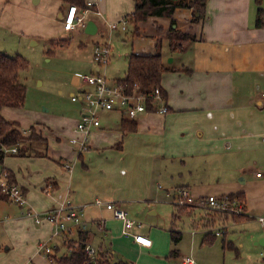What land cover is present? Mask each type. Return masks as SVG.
I'll return each mask as SVG.
<instances>
[{"label": "crops", "instance_id": "0c3cea01", "mask_svg": "<svg viewBox=\"0 0 264 264\" xmlns=\"http://www.w3.org/2000/svg\"><path fill=\"white\" fill-rule=\"evenodd\" d=\"M108 1L95 0L96 6L87 7L89 10L84 15V24L78 25L76 29L83 28L89 37L104 36L107 32L108 36L114 33L119 36L128 31V27H132L129 21L126 30H111L109 25L121 22L126 15L118 21H107L102 9L106 8ZM30 2L38 6L43 0ZM133 3L135 8L134 0ZM53 5L59 6L58 15L64 23L71 5L61 9L60 0H53ZM259 7L258 0H208L207 15L199 22L192 21L193 12L187 8L177 9L173 17H149L140 22L138 29H133L130 53L148 54L160 50L166 66L181 69L177 72L167 71L162 77L161 85L167 97L157 105H166L168 112H145L135 119L138 123L136 131L123 132L121 122L126 118L124 114L114 117L111 114L114 111H101L100 115L103 112L110 113L109 121L104 122L100 116L101 126L92 129L85 149L71 142L73 137H84L75 130L76 126L68 140H63L62 136H44L47 138V147L42 148L47 152V157L29 153L17 156L30 160L46 159L55 165L42 173L33 172L32 176L37 174L36 182L40 181L34 186L30 183L28 187L20 185L16 173L3 163L0 165L14 173L16 183L26 193L27 202L29 195L32 197L41 190L48 194L49 202L43 206L44 212L67 200L81 207L87 222L86 229L76 230L69 238L78 240L80 231L87 232L88 240L85 243L98 251L107 252L113 260L111 240H128L132 248L145 252L154 249L156 237L152 232L146 235L148 230H142V223L125 229L124 223L116 219L111 210L104 204H96L97 200L115 203L135 220L144 213L158 215L159 205L167 200L175 204L178 211H190L192 208L182 210L175 203L180 189L189 190L195 198L243 192L245 218L257 219L264 215V180L257 176L252 178L253 168L240 166L238 170L242 184L212 192V189L207 188L210 187L207 185L209 178L199 180L202 174L196 169L199 162L195 160L204 158L205 166L208 156L234 151L241 163L243 156L250 153L251 160L264 169V26H256ZM173 27L195 35L196 40L171 55L165 46L169 45L166 36ZM103 40V43L95 41L94 49L97 45L109 43L106 38ZM130 53L126 56L127 62ZM170 56L173 57L169 59ZM94 65L93 73L99 70L95 61ZM120 78L108 79L114 82ZM7 154L16 156L17 153ZM49 178L51 181L48 184L46 180ZM53 184H57L54 190L47 187L52 188ZM1 204L14 203L0 201ZM30 206H18L26 209L22 217L0 215V223L16 224L12 226L11 244L6 250L22 248L33 255V264H55L44 255L39 245L45 241L51 243L55 239L53 255L58 253L60 246L65 248V245L68 253L69 238L53 237V225L50 222L36 224L27 214L29 210L36 211ZM29 219L34 221L36 234L20 229V222ZM173 231L171 239L176 247L181 240L174 243ZM138 234L147 238L151 235V246L135 242V235ZM35 235L37 239L43 240L39 241L37 251L33 252L28 239L32 240ZM256 239L255 243L264 248V234H258ZM171 252L170 256L176 258L180 249L174 248ZM261 255L264 256V251ZM135 260L140 263L139 259Z\"/></svg>", "mask_w": 264, "mask_h": 264}, {"label": "rangeland", "instance_id": "374dc122", "mask_svg": "<svg viewBox=\"0 0 264 264\" xmlns=\"http://www.w3.org/2000/svg\"><path fill=\"white\" fill-rule=\"evenodd\" d=\"M88 1L95 0H86ZM258 2L259 6L264 8L263 1L258 0ZM133 9V0H109L106 8L102 10L105 19L114 22L132 13ZM58 12L59 6L53 5V0L52 2L43 0L38 6H33L30 0H0V51L10 56L19 55L27 60L29 65L27 70L20 73L21 83L27 86L24 106L5 108L3 114L8 120L19 122L23 131L35 126L43 136L51 138L62 136L63 140H68L73 135L74 127L81 119L83 111V104L72 100V95H78L79 86L83 85L78 76L91 74L95 70L92 60L94 42L99 40L103 43V39L106 38L111 46V58L107 64L102 65L101 73L110 80L124 77L128 65L126 56L131 51L133 28L129 26L128 31L122 32L119 36L115 33L108 36L107 32L104 36L89 37L83 28L72 32L65 31ZM52 39L68 42L63 46L53 47L48 53L49 41ZM165 49L172 55L169 45L165 46ZM172 57L170 56L169 59ZM115 112L111 114L119 117L120 112ZM108 115L109 112L100 115L106 123L109 121ZM29 133L30 130L24 132L25 135ZM235 154L237 153L234 151H226L225 154L208 156L205 158L207 160L205 166L204 158L195 159L199 162L196 169L202 174L199 180L209 178L207 185L210 187L207 188L212 189V192L223 187L230 189L242 184L238 170L240 166L253 168L252 178H257L256 172L259 169L264 170L251 160L250 153L243 156L244 160L241 163ZM241 154L238 155L241 157ZM3 164L16 173L20 185L27 187L40 182H36L37 174L32 176L33 172L42 173L50 167H55L46 159L30 160L12 155H8ZM43 167L45 169H42ZM218 183L228 185H218ZM47 196L48 194L42 190L32 197L29 195L27 207L31 205L36 211L42 212L43 206L49 202ZM215 211L200 207L192 208L190 211H178L175 204L167 200L159 205L158 215L144 213L142 217L134 218L139 224L142 223V230H148L146 235L151 234L150 232L155 234L154 249L140 252L132 248L128 240H111L114 260L122 258L135 264H138L135 259L140 260L139 264H183L182 258L188 256L199 264H264V256L261 255L264 248L255 243L257 235L264 234V227L258 220L255 218L230 219L227 222L218 220L209 231L207 225L210 226L209 221ZM22 212H26V209L16 204L0 206L2 217L5 215L12 218L22 217ZM227 214L231 213L227 212ZM33 222L30 219L20 222V229L23 232L36 234L37 229ZM13 225L16 224L0 223V264H26V260L27 264H33L31 262L34 259L33 255L22 248L16 250L12 247L11 250H6L11 244ZM172 230L182 233L181 242L176 247L171 239ZM208 231L214 232V235L220 231L221 235H216L217 237L212 241L204 242V235ZM149 239L152 241L151 235ZM40 240L43 239H37L36 235L32 240L28 239L29 247H33V252L37 251L36 246ZM53 240L49 245L54 249L56 246ZM174 248L180 249L176 258L170 256ZM64 254H67L66 245L65 248L60 246L56 256L60 257Z\"/></svg>", "mask_w": 264, "mask_h": 264}, {"label": "trees", "instance_id": "16d2710c", "mask_svg": "<svg viewBox=\"0 0 264 264\" xmlns=\"http://www.w3.org/2000/svg\"><path fill=\"white\" fill-rule=\"evenodd\" d=\"M61 9L64 6L77 5L81 10L87 8L86 0H60ZM135 8L132 13L126 15L125 19L129 21L132 28L136 31L138 24L147 20L149 17H173L176 10L179 8L191 9L193 12V22H199L205 19L207 15L208 0H134ZM172 25H175L173 20ZM257 27L264 26V8L259 7L256 20ZM166 39L169 44L171 52L183 50L189 43L196 40V36L188 32H183L173 27L167 34ZM67 40L49 41V51L55 46H63L67 44ZM28 61L21 56H10L5 52L0 51V163H3L5 158L9 155L6 150L13 147L18 148L16 156H25L27 153L37 157H47L48 154L42 147L46 149L47 138L37 131L35 126L30 127L29 135H25L20 128V123L17 121H10L3 115L5 108H21L25 104L27 95V86L20 81L21 71L28 69ZM167 71H181L178 68H170L166 66L163 54L160 50L155 53L141 54L132 52L128 56L127 71L123 78L116 82L121 84L127 94L135 92L146 94L148 98L149 111H156L157 106L153 100H150L151 94L156 88H160L163 100L166 99L167 94L162 88L161 82L164 73ZM137 84V86H136ZM169 110V109H168ZM138 123L136 120H129L124 118L121 122V130L123 132H130L137 130ZM41 146V147H40ZM10 181L16 183L15 175L9 170ZM50 178L46 183H50ZM57 184L50 189L54 190ZM49 187V186H47ZM228 196L232 200H237L245 205V194L243 192L230 193ZM0 201H10L8 197L0 193ZM185 208H192V206H184ZM213 218L209 221L210 226L207 225L209 231L213 229L216 221L227 222L230 219L242 220L245 218V213L242 214H227V212L215 211ZM207 232L205 234L204 242L214 240L217 236L214 232ZM88 233L84 231L79 232V238L74 241H69V252L60 257L55 255H48L49 259L55 264H95L92 262L90 256L85 252V242L88 240ZM181 233L173 231L172 237L175 244L181 240ZM96 264H132L124 259L113 260L107 252L99 251Z\"/></svg>", "mask_w": 264, "mask_h": 264}, {"label": "built area", "instance_id": "2783aa9c", "mask_svg": "<svg viewBox=\"0 0 264 264\" xmlns=\"http://www.w3.org/2000/svg\"><path fill=\"white\" fill-rule=\"evenodd\" d=\"M87 6L88 8H91L96 6V3L94 1H88ZM88 8L81 10L77 5H71L64 18L65 30L72 31L75 30L78 25L84 24V15L88 12ZM97 13L99 14L100 12L97 10ZM109 26L112 31L119 29L126 30L128 20L123 19L121 22H114ZM110 56L111 46L109 43L97 45L95 47L93 58L98 65L99 70L91 74H80L78 78L82 81L83 85L80 86L78 95H72L73 101L83 104L82 116L77 122L75 130L84 137L82 139L73 137L71 138V142L74 144H80L81 148L84 149L88 144V135L92 129L101 126V111H118L124 114L129 120H135L141 114L149 112V97L146 94L138 92L127 94L121 84L116 81H110L105 74L100 72L102 65L107 64L110 60ZM262 96L264 98V93ZM150 98V100H153L157 106L156 111L162 114L168 112L166 105L160 107L157 105L163 100L160 88H156ZM6 152L16 154L18 153V148L13 147L7 149ZM256 176L264 180V171H257ZM0 193L8 197L12 203L17 204L18 206H27L28 202L26 193L20 185L10 181V173L2 165H0ZM175 203L179 207L192 206V208L200 207L235 214H242L245 212L244 205L237 200H232L228 195H210L195 198L187 189H180L178 191ZM96 204H104L107 209L111 210L114 217L124 223L125 229L132 228L135 225L140 226L139 223H136L135 220L129 217L125 210L117 206L115 203H105L102 200H97ZM27 214L34 219L36 224L50 222L53 225V237L69 238V236H72L76 230H85L87 226V222L83 218V209L74 205L71 200H67L45 212L29 210ZM257 219L264 227V215L258 216ZM215 234L219 236L221 235V232L217 231ZM68 240L77 242L76 239L69 238ZM135 242L142 246H151L152 244V241L149 238L141 234L135 235ZM49 244L50 241H45L39 245L40 250L46 256L54 253V249ZM84 250L90 256L92 262L96 264L99 251L89 243H85ZM184 263L199 264L192 257L184 258Z\"/></svg>", "mask_w": 264, "mask_h": 264}]
</instances>
